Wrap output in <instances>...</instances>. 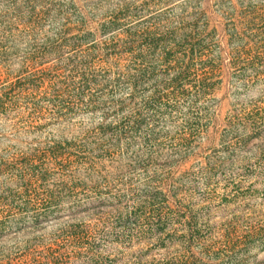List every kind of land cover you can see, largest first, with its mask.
<instances>
[{"label":"rangeland","instance_id":"rangeland-1","mask_svg":"<svg viewBox=\"0 0 264 264\" xmlns=\"http://www.w3.org/2000/svg\"><path fill=\"white\" fill-rule=\"evenodd\" d=\"M196 8H206L208 12L215 8H264V0H0V107L14 106V111L0 113V213L5 203L16 204L23 200V195L18 192H25L26 186L20 182L19 172L28 162H36L38 171L42 167L37 165L45 164L43 170H47L43 179L30 188V192L33 191L31 199L37 200L49 196L62 203L100 200L106 197L110 186L122 180H133L137 184L145 177L142 170L130 172L124 169L127 167L125 153L115 150L117 153L113 155L111 141L104 140L103 134L111 119L103 125L99 113L84 111L60 121H41L37 123L43 125L39 128L34 125L33 129H3V123L46 119L53 107L65 106L70 100L60 93L62 86L54 90L48 78L52 70L62 68L59 56L51 53L58 50L62 41L74 42L84 34L82 30L94 32L102 26L106 30L104 26L116 21L131 33L134 42L127 49L133 61L131 74L136 76L140 67L134 58L143 63L140 65L144 72L131 85L119 81L121 71L117 67L113 68L112 76H106L110 69L103 77L92 75L83 87L92 95L89 100H96L103 91L104 102L110 108L112 101L120 102L128 96L132 106L146 114L149 108L163 101V94L171 95V103L168 108L160 109L158 125H154L162 146L159 155L150 163L151 171L165 169L181 175L206 167L208 158L215 154L226 159L224 166L219 165L213 171L212 185L207 191L210 202L202 210L206 219L211 217L212 239L219 242L216 250L219 259L208 262L264 264V154L248 156L232 151L230 157L221 152V141L228 133V116L235 109L236 95L231 89L224 88L196 101L193 90L190 91L192 81H175L174 64H169L177 54L172 45L180 41L179 25H191L184 19H189ZM119 31L124 38L122 28ZM106 33L83 45L79 55L88 56L98 43L113 35ZM58 34L62 35L58 37ZM216 39L221 40V35ZM215 44L221 47L219 41ZM163 46L170 48L167 52L171 50L167 58L162 55ZM106 48L113 46L110 44ZM112 52L113 49H101L92 52L91 57L108 60V54ZM58 73L63 74V71ZM13 89L26 91L16 104L12 100L15 93L9 94ZM180 89L186 97L174 98L172 93ZM242 94L241 100H248V94ZM259 94L253 91L250 95L258 97ZM130 113L129 110L125 112ZM199 122L204 129L208 128L209 134H199L190 146L175 140L184 128ZM211 135L217 140L209 146L206 142ZM54 156L58 157L56 161L51 160ZM193 188L199 199L204 187ZM13 233H0V248L22 242L21 236L16 238ZM150 248L145 246L142 254L147 255ZM157 252H164V249H152L153 255Z\"/></svg>","mask_w":264,"mask_h":264},{"label":"trees","instance_id":"trees-1","mask_svg":"<svg viewBox=\"0 0 264 264\" xmlns=\"http://www.w3.org/2000/svg\"><path fill=\"white\" fill-rule=\"evenodd\" d=\"M184 20L194 26L180 24V41L172 45L176 47L177 54L169 64H174L175 81L190 79V85H193L190 91L193 90L196 101L206 99L224 88L231 89L236 95V104L228 116V133L221 141V152L227 156L232 151L248 156L263 155L264 8H215L210 12L206 8H196L190 18ZM102 27L88 33L82 30L84 34L75 38L74 42L62 41L58 50L51 53L55 57L59 56L62 62V68L52 70L48 77L53 85L51 87L55 90L61 85L63 92L60 93H64L70 101L61 108L56 106L49 110L46 119L6 122L3 123V129H33L34 125L37 128L43 126L37 125L41 121H60L84 111L99 113L103 125L111 119L103 134L104 140L111 141L113 155L116 151L125 153L127 167L124 169L130 172L142 170L145 177L137 184L133 180H122L110 186L106 197L100 200L62 203L56 202L52 196L44 200L31 199L33 191L30 192V188L43 179L47 170H43L45 164L37 165L42 167L38 171L36 162L25 163L19 174L26 191L18 192L24 198L16 204L5 203L0 213V233L14 231L13 236H21L22 242H14L10 248H0V264H210L208 261L219 259V252L216 251L219 242L212 239L211 217L206 219L202 210L210 202L207 191L212 185L213 171L219 165L224 166L226 159L215 154L208 158L206 167L181 175L165 169L151 171L150 163L159 155L162 146L154 125H158L160 109L163 106L168 108L171 103V95H160L163 101L149 108L146 114L132 106L128 96L120 102L112 101L110 108L104 102L103 91L96 100H89L92 95L83 87L92 75L103 77L110 69L106 76H112L113 68L117 67L121 71L119 81L131 85L144 72L140 59L134 58L140 67L136 70V76L131 74L133 61L128 56L131 52L127 50L134 43L131 33L116 21L104 26L106 30ZM119 28L124 31V38H121L123 34L120 31L117 32ZM110 30L115 32L110 33ZM106 32L113 34L106 38L108 41L100 42L98 47L88 50L113 49L108 54V60L93 58L92 52L88 56L79 55L83 45ZM217 35H221L222 39H216ZM218 41L221 47L215 44ZM109 43L113 48H106ZM163 49L162 55L167 58L171 50L167 52L170 48L165 46ZM60 71L63 74L58 73ZM181 89L172 93V96L176 99L186 97ZM253 91L261 95H250ZM25 92L13 89L9 94L15 93L12 100L16 104ZM242 93L248 94V100H241ZM71 98L75 101H71ZM13 107H0V113L14 111ZM127 110L131 113L125 114ZM36 112L39 113L38 110ZM204 132L210 133L200 122L194 123L184 128L175 140L190 146ZM216 140L214 135L208 136L206 144L212 146ZM57 159V156L51 158L52 161ZM68 161L66 159V163ZM195 186L205 189L199 199H196ZM25 196L28 198L25 199ZM145 246L151 247L147 255L142 254ZM158 247L164 252L153 255L152 249Z\"/></svg>","mask_w":264,"mask_h":264}]
</instances>
